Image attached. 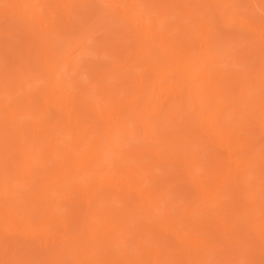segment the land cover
Instances as JSON below:
<instances>
[{
	"label": "bare ground",
	"instance_id": "bare-ground-1",
	"mask_svg": "<svg viewBox=\"0 0 264 264\" xmlns=\"http://www.w3.org/2000/svg\"><path fill=\"white\" fill-rule=\"evenodd\" d=\"M0 264H264V0H0Z\"/></svg>",
	"mask_w": 264,
	"mask_h": 264
}]
</instances>
